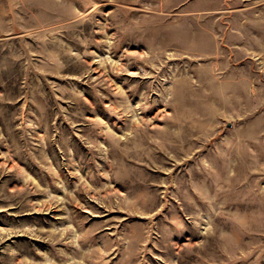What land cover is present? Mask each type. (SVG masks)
Wrapping results in <instances>:
<instances>
[{"label":"rangeland","instance_id":"rangeland-1","mask_svg":"<svg viewBox=\"0 0 264 264\" xmlns=\"http://www.w3.org/2000/svg\"><path fill=\"white\" fill-rule=\"evenodd\" d=\"M0 264H264V0H0Z\"/></svg>","mask_w":264,"mask_h":264},{"label":"water","instance_id":"water-1","mask_svg":"<svg viewBox=\"0 0 264 264\" xmlns=\"http://www.w3.org/2000/svg\"><path fill=\"white\" fill-rule=\"evenodd\" d=\"M229 127H232V125L230 124Z\"/></svg>","mask_w":264,"mask_h":264}]
</instances>
